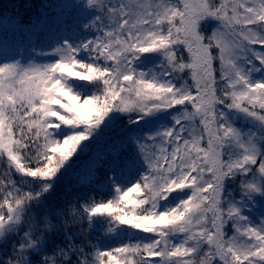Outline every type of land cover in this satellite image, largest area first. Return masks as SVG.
<instances>
[{"label": "snow or ice", "instance_id": "1", "mask_svg": "<svg viewBox=\"0 0 264 264\" xmlns=\"http://www.w3.org/2000/svg\"><path fill=\"white\" fill-rule=\"evenodd\" d=\"M87 4L92 38L0 63V264H264V0ZM73 161L112 198L55 200Z\"/></svg>", "mask_w": 264, "mask_h": 264}, {"label": "trees", "instance_id": "2", "mask_svg": "<svg viewBox=\"0 0 264 264\" xmlns=\"http://www.w3.org/2000/svg\"><path fill=\"white\" fill-rule=\"evenodd\" d=\"M85 5V4H83ZM80 14L77 0H0V63L18 61L21 65L29 62L43 64L58 59L53 49L69 44H78L82 39L92 38L95 29L87 27ZM145 64L159 65V59L152 58ZM126 121L122 120L121 123ZM80 160L86 159L82 155ZM5 165L0 163V173ZM79 163L73 161L56 186L54 199L63 197L77 203L107 202L112 198V190L102 189L105 182L104 170L99 171V179L93 185L82 186L78 182ZM130 186V185H129ZM228 189L238 200L241 196L240 182H229ZM109 227L107 214L94 218L95 235H105ZM101 242L110 247L119 246L120 241L107 234Z\"/></svg>", "mask_w": 264, "mask_h": 264}, {"label": "rangeland", "instance_id": "3", "mask_svg": "<svg viewBox=\"0 0 264 264\" xmlns=\"http://www.w3.org/2000/svg\"><path fill=\"white\" fill-rule=\"evenodd\" d=\"M78 5L80 6V14L83 16L84 21L87 23H90L92 18L96 15V11L93 7H89L87 4V0H77ZM85 4V5H83ZM158 66V65H156ZM153 67L152 64H144V67L141 70H147L148 68ZM241 197V196H240ZM239 197V199H240ZM238 199V200H239ZM262 203H264V200H262ZM261 210H264L261 208V204L253 203L251 206L246 209V212L252 216V218H256Z\"/></svg>", "mask_w": 264, "mask_h": 264}]
</instances>
